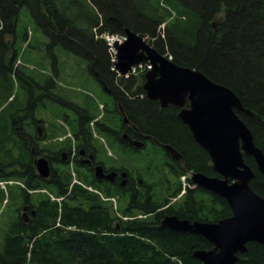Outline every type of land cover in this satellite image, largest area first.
Instances as JSON below:
<instances>
[{"label":"trees","instance_id":"1","mask_svg":"<svg viewBox=\"0 0 264 264\" xmlns=\"http://www.w3.org/2000/svg\"><path fill=\"white\" fill-rule=\"evenodd\" d=\"M24 11L48 39L40 61L31 69L17 65L27 49L22 50L21 44H28L27 52L40 45L27 39L29 27L19 33ZM127 29L147 38L177 65L197 69L232 89L254 114L238 112L264 152V0H0V181L24 183L22 205L35 209L28 221L18 216L9 225L0 264H202L193 253L213 245L200 235L163 228L161 221L172 214L191 222H219L232 215L224 199L201 188H187L182 198L168 206L183 191V176L218 175L188 126L173 110L161 109L157 101L147 98L146 71L125 78L113 69V54L101 36L125 35ZM69 36L78 50L68 45ZM63 46L81 54L86 75L96 78L98 74L103 88L112 92V122L101 118L95 123L111 146L121 152L130 149L121 138L127 127L120 104L130 124L159 144L172 146L183 158L182 164L169 161L157 144L135 152L137 163L143 164L131 168L132 175L143 180L139 190L132 184L127 188L101 185L93 174L76 167L80 182L106 197L126 198L120 208L123 217L147 218L123 220L99 195L72 184L70 156L63 161L71 144L54 149L42 145L55 133L49 135L36 116L45 100L74 111V120L65 116L64 121L72 127L77 147L90 149L92 142L98 143L91 123L100 117L99 105L89 96L84 105L70 102L59 84ZM47 63L51 74L46 73ZM40 88L43 93L36 95ZM157 152L165 157L162 164L156 162ZM37 157L54 164L48 179L38 175ZM245 158L255 173L252 188L264 198V175L252 158ZM187 181L192 184L189 177ZM42 189H53L62 201L47 196L34 201L30 191ZM5 200L0 188V203ZM247 247L238 264H264V246L249 243Z\"/></svg>","mask_w":264,"mask_h":264},{"label":"water","instance_id":"2","mask_svg":"<svg viewBox=\"0 0 264 264\" xmlns=\"http://www.w3.org/2000/svg\"><path fill=\"white\" fill-rule=\"evenodd\" d=\"M125 33L126 42L121 45L115 43L117 72L125 76L132 73L136 66L150 64L151 69L145 74L143 85L147 98L160 101L162 108L169 105L183 108L179 118L188 126L196 143L209 154L218 175L191 172V182L224 199L232 210L230 217L219 222L191 223L177 216H167L162 227L198 234L208 240L213 249L193 253V257L203 264H238V254L247 253L249 243L264 246V198L252 188L255 173L245 158H252L259 172L264 175V152L256 145L251 129L238 112L249 116L254 114L245 108L232 89L210 80L197 69L177 65L138 33L129 29ZM187 102L190 103V109L185 108ZM119 109L124 123L131 125L120 104ZM123 139L137 149L145 146L144 142L130 138L127 133ZM161 146L174 161H183L181 154L172 146ZM65 156L66 153L64 160ZM35 167L41 178L50 177L48 159L37 158ZM116 175L112 172L106 176L102 165L96 167L95 176L98 180H111Z\"/></svg>","mask_w":264,"mask_h":264},{"label":"rangeland","instance_id":"3","mask_svg":"<svg viewBox=\"0 0 264 264\" xmlns=\"http://www.w3.org/2000/svg\"><path fill=\"white\" fill-rule=\"evenodd\" d=\"M35 22L32 18L27 14L25 11L22 14V18L19 24V33L23 32L24 28H28V40L29 41H40V45L38 44L37 48L32 50L33 52H27L28 44L23 43L21 44L22 50L26 49L24 53L21 52V63H17L19 66H26L28 69L34 68L37 66L38 61H40L43 55V43L48 41V39L42 34V31L39 27L36 28ZM164 33V25L160 29V34ZM121 35V34H120ZM52 40V39H51ZM69 46L74 47L75 49L77 46H74L72 43H68ZM65 49L62 51V64H61V75L59 84L61 88H63L67 98L70 102L78 103L84 105V100L88 96L94 101L95 104L99 105V110H101L100 117L98 119H104L108 123L112 122V108L114 101L110 97L109 93L105 92L102 85L98 83V81L93 78L92 76H87L86 64L84 62H80L82 56L75 55L70 49ZM74 53V54H73ZM144 69V66H143ZM46 73L51 74V69L49 64L47 63ZM15 93L18 92L17 84L15 85ZM36 95L39 93H43V90L36 89ZM106 106L108 110L104 108ZM19 104H15V108H18ZM39 120L44 121V126L48 129V134H53L52 131L55 133L53 137L47 141L46 143L43 142L42 145L45 147H50V149H54V147L60 146H68L69 144L73 143V139H68L66 142H60L58 138L64 137L65 134H68L71 131L73 134L72 127L64 121L65 116H68L70 120H74L75 113L73 110L68 109L67 107L63 106L60 103L52 102L45 100L44 106H40L37 110L36 114ZM95 133L98 137H96L97 142L99 143V148L101 152L100 159L105 162V164L110 166H127L128 168H133L137 165L143 167V164H138L136 160L135 152L131 149H126L128 151H119L117 147L111 146L104 136L99 132L97 128ZM60 143V144H59ZM150 149H154L153 146H149ZM156 152L153 150V153ZM67 153V152H65ZM152 153V154H153ZM156 162L162 164L165 157L162 156L161 152H157L155 157ZM162 159V161H160ZM160 161V162H159ZM63 169L68 170L67 166H63ZM83 173H87L85 168H81ZM157 179L159 177L157 176ZM17 182V181H15ZM10 192L12 193V197H8V204L0 203V250L3 249L4 246V238L6 232L8 230L9 225L14 221L19 215H24L27 212L21 210L23 198L21 196L20 187L17 183L13 186H8ZM53 189H50L52 191ZM46 194H35L32 196L34 201L42 200ZM56 196V195H55ZM118 212H120V208L123 207L125 204V200H118ZM20 209V210H19ZM19 210V211H18Z\"/></svg>","mask_w":264,"mask_h":264},{"label":"flooded vegetation","instance_id":"4","mask_svg":"<svg viewBox=\"0 0 264 264\" xmlns=\"http://www.w3.org/2000/svg\"><path fill=\"white\" fill-rule=\"evenodd\" d=\"M68 42L69 43H72V37L71 36H69L68 37ZM72 52H74L72 49H71V47L69 48ZM75 53V52H74ZM73 53V54H74ZM75 55H78V56H80L81 57V54H76L75 53ZM95 79L98 81V83L100 84V85H102L103 86V83H102V81L100 80V78H99V75L98 74H95ZM112 93V92H111ZM110 93V95H112ZM146 93V92H145ZM113 97V96H112ZM153 101V100H152ZM157 102L159 103V106H160V108L161 109H167V108H170V110H173L174 112H175V114L177 115V117L179 118V114H180V112H181V110L183 109V108H178V107H175V106H173V105H169L168 107H166V108H162V106H161V103H160V101H158L157 100ZM185 108L186 109H190V103L189 102H187V104H186V106H185ZM180 119V118H179ZM181 120V119H180ZM126 127H127V129H124L123 130V132L121 133V138H122V141H123V143L124 144H128V146H130V149L131 150H133L134 152H142V151H144L145 149H147V148H149V146H152V145H155V144H157L158 145V147H160L161 149H163V151H164V154H166L167 155V157H168V159H169V161H174L173 159H172V157H171V155L170 154H168L165 150H164V148L161 146L162 144H159L158 143V141L154 138V137H152V136H150V135H145V134H142L141 132H140V130L138 129V128H135V127H133V126H131V125H129V124H124ZM137 129H138V131H137ZM39 131H40V129H38ZM116 132H117V135L119 134V132H118V130H116ZM125 133H127V135L130 137V138H132V139H134V140H139V141H142V142H144V144H145V146H144V148H142V149H137V148H135V147H132L131 145H130V143L128 142V141H125L124 139H123V135L125 134ZM130 133H131V135H130ZM145 136V137H144ZM147 137H150V138H147ZM92 147L90 148V149H88V148H85V149H83L82 147L81 148H79V147H77V144H75V146L74 147H72L71 148V150L69 151V153L67 152V155L65 156L66 157V159L68 160V158H69V156H70V161H74V164L76 165V166H78L79 165V167H81V168H85L86 170H87V172H89V173H91V174H93L94 176H95V173H96V167L97 166H99V165H103L101 162H100V155H101V152H100V148H99V143H97V144H93V142H92V145H91ZM70 153H71V155H70ZM76 158V159H75ZM66 160V161H67ZM174 162H177V161H174ZM183 162V161H182ZM182 162L180 163V162H177V163H180V164H182ZM51 165V167H53V165L54 164H50ZM103 167H104V174L106 175V176H109L112 172H115L117 175L115 176V177H113V179H111V180H109V179H106V178H103L102 180H98L97 179V181L101 184V185H112V186H114V187H116V188H118V187H125V188H127L130 184H132L133 186H135L136 188H138V190L139 189H141V185H143V180L142 179H138V176L136 175V173H134V175H132V171H131V169L130 168H128L127 166L125 167V166H123V165H121V166H110V167H108L107 165H103ZM125 174V175H124ZM126 176V177H125ZM95 178H96V176H95ZM159 183V182H158ZM151 184H153V183H151ZM139 185H140V187H139ZM188 188H190V189H197L198 187H194V186H191V185H189L188 186ZM204 190V189H203ZM208 192V191H207ZM208 193H210V192H208ZM211 194V193H210ZM184 195V193L183 194H181V196L180 197H176V198H172L171 199V203L168 205V206H170V205H172V204H174L175 202H177L180 198H182V196ZM211 195H213V194H211ZM116 199L117 200H119L117 197H116ZM126 199V198H125ZM124 199V200H125ZM125 203H126V200H125ZM167 206V207H168ZM25 208H27V210L25 211ZM21 210H23V211H25V212H27L26 214H24V215H19L20 217H23V218H25V217H27L28 219L29 218H31L30 216L32 215V216H34L35 215V209H31L29 206H27V205H22V207H21ZM127 217H124V219L123 220H133V219H142V218H147V216H144V215H140V214H138V215H135V214H133L132 216H128V215H126ZM167 216H177V215H174V214H172V215H166L165 217H164V219L167 217ZM178 217V216H177ZM179 218V217H178ZM163 219V220H164ZM179 219H181V218H179ZM163 220L161 221V226H162V223H163ZM184 220H188V219H184ZM189 221V220H188ZM191 222V221H190ZM195 222H197V221H195ZM199 222H201V221H199ZM191 223H194V222H191ZM119 227V226H118ZM164 228V227H163ZM119 229V228H118ZM168 229V228H167ZM171 230V229H170ZM174 231V230H173ZM177 232H179V231H177ZM182 233H190V232H182ZM192 234H194V233H192ZM196 235H198V234H196ZM204 238V237H203ZM208 241V240H207ZM209 242V241H208ZM210 243V242H209ZM248 246V245H247ZM206 250V249H205ZM211 250V249H210ZM244 254H246V253H244ZM244 254H238V256L239 255H244ZM202 263V262H201ZM203 264V263H202Z\"/></svg>","mask_w":264,"mask_h":264},{"label":"built area","instance_id":"5","mask_svg":"<svg viewBox=\"0 0 264 264\" xmlns=\"http://www.w3.org/2000/svg\"><path fill=\"white\" fill-rule=\"evenodd\" d=\"M101 37L104 38V39L107 41V43H108V45L110 46L111 51H112L113 54L116 53V50H115V48H114V44H115L116 42L122 44V43H124L125 40H126V37L123 36V35H110V34H106V35H102ZM75 182H77V181H75ZM5 184H6V183H0V185H1L3 188H5ZM10 184H11V183H10ZM96 192H97V191H96Z\"/></svg>","mask_w":264,"mask_h":264}]
</instances>
